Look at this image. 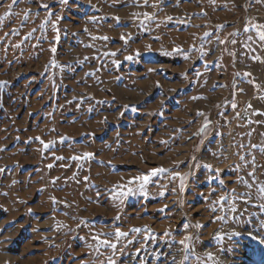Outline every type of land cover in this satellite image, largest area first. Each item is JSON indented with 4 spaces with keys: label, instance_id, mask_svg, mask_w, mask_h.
<instances>
[{
    "label": "rangeland",
    "instance_id": "rangeland-1",
    "mask_svg": "<svg viewBox=\"0 0 264 264\" xmlns=\"http://www.w3.org/2000/svg\"><path fill=\"white\" fill-rule=\"evenodd\" d=\"M136 2L20 0L9 12L12 0H0V80L8 82L0 91V264H107L110 249L98 256L87 245L95 244L92 234L114 235L116 227L148 229L120 241L117 264H173L174 258L212 264L206 253L215 264H264V245L249 237L254 228L258 238L264 235L258 229L264 223L258 194L264 186V42L253 27L264 25V4L183 0L176 7L177 0H166L144 30L133 14L156 9L132 6ZM25 11L32 15L22 23ZM218 26L224 44L217 43ZM205 32L214 35L204 44L203 61L197 52L189 59L161 54L173 47L187 53ZM122 34L132 37L127 51ZM136 50L140 58L124 59ZM198 111L210 120L203 138L194 135L204 120ZM37 136L54 142L49 150L40 151ZM84 152L94 159H72ZM157 167L187 173L183 192L179 179L165 174L147 186V195L113 200L114 185ZM81 220L87 223L77 227ZM56 221L66 227L57 229ZM232 232L238 235L229 237ZM186 235L187 252L179 243Z\"/></svg>",
    "mask_w": 264,
    "mask_h": 264
},
{
    "label": "snow or ice",
    "instance_id": "snow-or-ice-1",
    "mask_svg": "<svg viewBox=\"0 0 264 264\" xmlns=\"http://www.w3.org/2000/svg\"><path fill=\"white\" fill-rule=\"evenodd\" d=\"M19 2H20V0H12V3L8 5L9 12H12L13 9H14V6H16ZM67 2H68V0H60L61 4H66ZM168 2H170V0H168ZM181 2H183V0H177V3H176L175 6L178 7ZM210 2H212V0H210ZM257 2L261 3V4H264V0H257ZM165 3H166V0H156L155 3H149V0H137V2L134 3L132 6H134V7H144V8L152 7L153 9H156V11L151 12V13L145 11L143 13H134L133 14V16L135 18L139 19L138 28L146 30L149 27L150 24L156 23V16L158 14V11L163 9V7L165 6ZM40 7L44 8L46 11L49 9V5H47V4L40 5ZM31 15H32V13L30 11H25L24 12V21H22V23H26L28 18ZM52 15H53V13L51 11H48V18L49 19L51 18ZM200 15L203 16L204 13H201ZM141 16H142V18H140ZM56 19L59 20L61 18L57 15ZM113 19H115L117 21V26H118L119 25V17H113ZM172 19H173V17H171V16H168L166 18L167 21H171ZM0 20H3V17H0ZM156 26L159 27L160 24L157 23ZM44 27H45L44 24L40 25L41 30H43ZM253 27L257 29L259 41L264 42V25H253ZM53 28H54V30L58 31V29H55V25H53ZM222 28H223V26H218L217 27V34H215L218 44H224L226 42L225 40H220L219 36H218V32L220 30H222ZM33 31H35V29H33ZM85 31H87V29H85ZM244 31L248 32L249 28L246 26ZM12 34H16V30H13ZM213 35H214V33L205 32L203 34V37L200 38V45L198 47L194 45L192 48H190L188 50L187 53L181 47H173L171 53H169L165 49L161 48V54L162 55H179V56H181V57H183L185 59H189L192 52H197L199 54L198 58L201 61H203L204 57L206 55H208V53L204 51V44H205V42L207 40L211 39V37ZM230 35L235 37V36L238 35V33L234 32V33H231ZM30 37H31V33H29V37H27V38H30ZM91 39L93 41H95L97 39L103 40V41H107L108 40V38L106 36H104V37L91 36ZM120 39L124 43V49L123 50L127 51V47L129 45V41L132 40L131 35L125 36V35L122 34ZM155 39L158 40L159 37H155ZM248 39L251 40L252 36L249 35ZM229 42L231 44H235L236 40L232 39ZM86 47H87V45H86ZM146 50H147V53H151V45H146ZM50 51L55 55L57 49H56V47H52L50 49ZM103 55L104 56L116 57L117 53L116 52H111V53L104 52ZM141 55H142L141 52L139 50H136L134 54L126 55L124 57V59L126 61H129V62H134L138 58H140ZM85 60H87V57L85 58ZM51 63L55 67H61L60 65L55 64L54 60ZM113 63L118 64V61L113 60ZM215 63L217 64V66L219 65V61H216ZM204 66H205V68L208 67L207 64H205ZM46 70H47V68H46ZM151 71H153V69L149 68V72H151ZM85 75L86 76H92V75H94V73H86ZM182 75H184V74H182ZM196 75L199 76V75H201V73H196ZM243 75H244V77H248L250 75V73L245 72ZM185 78H186V76H185ZM7 86H8V82L7 81L0 80V91H3ZM201 98L202 97H193V100L201 99ZM73 99H75V97ZM88 99H91V98L89 97ZM81 102H83V101H81ZM96 103L100 104V103H104V101H97ZM78 107H79V105H78ZM129 107H130L129 105H125V109L126 110ZM232 107L235 109L236 108V104L233 103ZM249 107H251V105H249ZM131 110L133 112H135L136 108L133 107V108H131ZM89 111H92V109L89 108ZM261 114H264V113H261ZM201 116L204 117L202 126L198 129V132L195 133L194 135H197V136L203 138L208 133V125L210 124V120L208 119V117L203 112H199L198 111L197 112V117L199 118ZM103 122H106V121H103ZM177 131H179V130H177ZM250 135H251V133H249V136ZM67 139H68L67 137H61L60 138L61 142H64ZM35 140L39 141V143L43 146L40 149V151L42 153L47 151V150H49L50 147L54 143L53 141H49V142L46 143L39 136H37L35 138ZM162 143H166V142L162 141ZM253 147H255V146H253ZM56 159L60 160V159H62V157H56ZM72 159L75 160V161H81V160L87 161V160L94 159V154L91 153V152H84L81 155L73 156ZM241 159L243 160L244 158L242 157ZM193 160H195L194 157H193ZM196 166L197 167L200 166L198 162H197ZM252 166H253V169H255V158L254 157H253V161H252ZM48 167L51 169L53 167V165L49 164ZM77 167H80L79 163L77 164ZM203 167L205 169H208L209 171L211 170V166L210 165L205 164V165H203ZM176 168L177 169L179 168V164L176 165ZM4 172H5V169L0 168V173H4ZM165 174L171 175L173 179H179V188H180L181 192H183L184 187H185V181L188 178V174L185 173V174L181 175L179 173V171L171 172L170 170L165 169L163 167L152 168L147 173L137 174L135 177H132V178H130L127 181V185H123V184L114 185L111 189H109V191L112 194L113 200H119L122 203L123 199L125 197L130 196V195H135V194L147 195V192H146L147 186L149 184H151V183H154L155 182V178L160 177V176H164ZM248 175L253 178V181H255L254 172H249ZM74 176H75V174H74ZM216 176L219 178V172L218 171L216 173ZM87 179L88 178L85 177V180H87ZM52 183L55 184V180H53ZM220 183L222 184L223 181L221 180ZM249 187H251V185H249ZM41 191H43V189H41ZM258 194L260 195L261 199L264 200V186H261V187L258 188ZM160 195L163 197L164 196V191H161ZM51 200H52V203H53V206H54L53 210H55V205L58 202H57V200H56V198L54 196L51 197ZM219 201L220 202L225 201V197L221 196L219 198ZM214 203H218V202H214ZM229 210L232 211V212L236 211L235 207H231ZM29 211H31V210H29ZM161 211H163V209ZM213 211H215V210L213 209ZM116 219H119V217H117ZM216 219L220 220V221H223L224 217H216ZM86 223H87L86 221L81 220L79 222V224L77 225V227H79L80 225L86 224ZM55 227L57 229H59V228L66 227V226L63 225L62 222L56 221ZM185 227H189V226L185 225ZM195 227L200 228L202 226L197 224ZM258 229L264 230V223H261L258 226ZM147 231H148V229L146 227L143 228V229H141V228H131L127 232L122 231L120 227H116L115 231H114V235L112 233H103V232L92 234L91 238H92V240L95 241V244L94 245L89 244V245H87V247L94 249V251L98 254V256L105 255V252L102 251V249L103 250L110 249L111 253L105 257L106 260H107V264H117V261L114 259V257L116 255L117 250H118V245H119L120 241L128 238L130 233H137L138 234V233L147 232ZM164 235L168 236L169 233L166 231L164 233ZM228 235H229V237H233V236H237L238 233L232 232V233H229ZM249 237H250V239L252 241H255L258 245H264V235H259V238H258L257 229L254 228L252 231H250ZM146 238H148V237H146ZM215 238L216 239H221L222 237H221L220 233H216L215 234ZM190 240H191V237L186 235V236H184V238L182 240L179 241L180 245L182 246V248L186 252L189 249V243L188 242ZM128 243H132V240H128ZM124 247H126V245H124ZM120 250H122V248ZM138 252H139V250H138ZM138 252H137V254H138ZM206 257H207L208 261L212 262V264H215L214 256H213L212 253H206ZM173 264H177V261L175 260V258L173 259Z\"/></svg>",
    "mask_w": 264,
    "mask_h": 264
},
{
    "label": "built area",
    "instance_id": "built-area-1",
    "mask_svg": "<svg viewBox=\"0 0 264 264\" xmlns=\"http://www.w3.org/2000/svg\"><path fill=\"white\" fill-rule=\"evenodd\" d=\"M228 24H230V23H228Z\"/></svg>",
    "mask_w": 264,
    "mask_h": 264
}]
</instances>
